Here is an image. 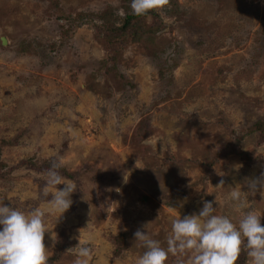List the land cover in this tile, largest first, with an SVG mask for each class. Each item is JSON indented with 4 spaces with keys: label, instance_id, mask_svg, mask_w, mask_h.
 Returning <instances> with one entry per match:
<instances>
[{
    "label": "rangeland",
    "instance_id": "obj_1",
    "mask_svg": "<svg viewBox=\"0 0 264 264\" xmlns=\"http://www.w3.org/2000/svg\"><path fill=\"white\" fill-rule=\"evenodd\" d=\"M130 4L0 0V200L46 208L53 162L76 185L45 216L48 264H73L79 241L89 264H135L137 230L166 248L172 220L204 201L264 225L259 186L247 209L229 198L264 172V0ZM236 264H251L244 245Z\"/></svg>",
    "mask_w": 264,
    "mask_h": 264
},
{
    "label": "clouds",
    "instance_id": "obj_2",
    "mask_svg": "<svg viewBox=\"0 0 264 264\" xmlns=\"http://www.w3.org/2000/svg\"><path fill=\"white\" fill-rule=\"evenodd\" d=\"M166 3L167 0H131L130 7L133 14L141 16ZM60 166L58 162H53L47 172L43 195L51 198L47 200L46 208L25 212L0 200V264H48L49 248L45 245V234L50 229L45 223V216L59 213L60 218L70 209L73 203L71 194L76 190L75 182L57 171ZM233 167L238 170L241 165ZM61 184L64 187L57 188ZM223 184L221 180L219 185ZM246 184L248 192L243 191L239 184L230 187V201L240 210L249 208L247 193L255 194L258 186L260 195L264 197V172L260 177L247 179ZM213 204V201H204L198 213L174 218L166 248L158 240L150 238L147 230H137L135 241L141 242L144 251L136 258L135 264H167L169 255L187 257L186 264H236L242 245L247 249L251 264H264L261 215L246 211L237 224L229 216L218 214ZM49 238L55 241L53 232H50ZM76 247L73 264H89L91 248L80 241ZM180 264H185V261L181 259Z\"/></svg>",
    "mask_w": 264,
    "mask_h": 264
},
{
    "label": "trees",
    "instance_id": "obj_3",
    "mask_svg": "<svg viewBox=\"0 0 264 264\" xmlns=\"http://www.w3.org/2000/svg\"><path fill=\"white\" fill-rule=\"evenodd\" d=\"M126 19H127V17H126ZM126 19H125V21H126ZM125 21H124V23H125ZM216 160V158H213V159H211L210 161H209V163H208V165H211L214 161ZM59 244L57 243V246H58ZM60 247H57L56 249H55V251H54V253H53V255L51 256V260L52 259H56L59 255H60V251H61V249H59Z\"/></svg>",
    "mask_w": 264,
    "mask_h": 264
}]
</instances>
